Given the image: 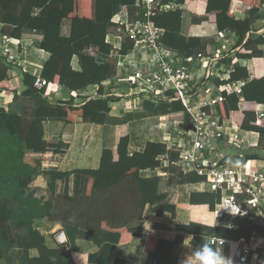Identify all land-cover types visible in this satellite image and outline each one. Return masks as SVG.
<instances>
[{"label":"trees","instance_id":"1","mask_svg":"<svg viewBox=\"0 0 264 264\" xmlns=\"http://www.w3.org/2000/svg\"><path fill=\"white\" fill-rule=\"evenodd\" d=\"M186 0H162L163 3L175 2L182 4ZM233 0H207L205 13H214L215 29L222 32L226 29L236 37L239 46L234 54L227 58L225 64L229 72L226 82L244 81L241 93L235 94L221 92L223 100L216 103V111L219 123L230 117L232 111L238 110L240 100L255 102L264 106V76L251 77V73L245 67L233 63V59H251L262 56L259 46L264 43L262 36L252 39L246 34L250 30L251 23L257 18V12L262 7L264 0H237L249 6V17L236 19L229 11ZM126 6L130 20H143V11L135 10L134 0H0V31L3 35L12 39H20L24 32L40 34L42 39L36 43L37 47L48 53L41 72L40 81L44 83L40 88L34 86L36 76L25 72L21 67L11 66L0 56V91L16 92V87H23L20 96L34 100L30 112L22 110L21 113L0 108V262L7 256V264H75L69 251H64L60 246L49 248L45 244V238L33 226V221L44 218L58 221L63 225V198L70 205L65 213L72 214L75 211L86 219L94 217L101 210V204L114 201L113 195L109 199V192L124 182H133L140 200L142 211L146 203L155 204L164 199V196L156 195L157 178L142 179L138 176L140 169H155L161 165L159 156L167 154L170 169L174 170L173 162L178 159V152L167 150L163 144L147 142L142 152L129 153L127 150L128 136L119 138L116 153L113 158L111 149H103L98 169H75L69 172L55 170H42L41 157H32L26 154V150L33 153H45L50 151L54 155L62 156L67 149V144L61 140H45L43 138L44 120H60L65 123L75 122L80 117L83 122L101 125L105 121L106 114L110 111V103L115 99L109 96L103 97L102 83L116 74V63L113 58L105 63L96 61V54L109 55L111 52L118 55H126L134 48V40L124 32V25H117L111 21L113 15ZM179 10L154 14L150 20L156 26L163 27V33L157 43L167 49L179 52L184 59L193 55L199 46V38L183 37L179 34L181 21ZM69 20L70 27L67 36L62 34L63 20ZM112 27L121 29L122 44L117 50L106 41V36ZM78 58L80 70H73L71 59ZM19 68L18 76L12 75V70ZM15 80V86L10 82ZM219 84L218 80L215 82ZM51 85L54 89L63 86L70 91H79L90 85H97L95 99H88L81 105H74L72 97L66 101L48 100L47 89ZM166 96H173L172 90H166ZM143 96V93H142ZM15 98V95H14ZM154 100H144L143 105L151 108ZM162 109L169 112H183V127L190 124V115L185 111L179 101L162 103ZM258 118L254 111H244L239 128L246 131H254L259 134V146L261 150L240 148L241 155L237 161L261 159L259 153L264 151V126L258 125ZM264 159V158H262ZM219 164H224L220 160ZM73 176V189L70 197L63 188L61 194H56V182L67 184L70 176ZM206 179L204 175H198L194 170L187 174L178 173L177 181L198 182ZM233 179V177H231ZM101 195L103 200H97ZM99 196V197H98ZM201 196V195H200ZM221 198L220 191L207 192L201 197L191 193V205L204 204L209 212H214L215 205ZM241 200L248 199L245 195H236ZM97 202V203H95ZM243 205V204H242ZM257 207L251 208L242 219H234L236 229L212 227L195 222L187 226H177L178 229L193 234L191 244L199 247L211 237L237 240L249 239L252 234L264 238V224H255L250 220L257 212ZM111 208L108 209V213ZM174 211L173 205L167 203L155 207V212ZM264 215V202L260 206ZM142 218L139 217L138 225L133 228L118 227L113 230L114 236L89 235V239L100 245V249L94 255L88 256V261L94 264H108V258L112 246L115 243L125 242L133 236L141 235ZM147 238V264H157L153 261L154 254L150 249ZM108 242V243H107ZM216 244H213L215 247ZM36 249L38 255L31 257L29 251ZM105 257L102 258V255ZM264 259V255L260 254ZM8 258V257H7ZM115 260L113 264H119ZM158 264H177L174 258L168 254Z\"/></svg>","mask_w":264,"mask_h":264},{"label":"crops","instance_id":"2","mask_svg":"<svg viewBox=\"0 0 264 264\" xmlns=\"http://www.w3.org/2000/svg\"><path fill=\"white\" fill-rule=\"evenodd\" d=\"M206 1L186 0L170 10L181 12L179 34L186 38L194 37L200 40V44L192 56L184 59L179 52L161 45L154 48L153 45H147L145 48L137 46L126 55H118L113 52L109 55L97 53L95 58L97 62L105 63L113 58L116 63L115 76L102 83L103 97L109 96L115 99L114 102L110 103V111L106 114L104 123L101 125L87 123L83 122L80 117H77L73 123L53 119L44 120L42 122L43 138L45 140H61L66 143L68 146L65 153L60 156L54 155L50 151L33 153L26 150V154L32 157L43 158L41 161L42 170L61 172H69L75 169H98L103 149H111L113 158L116 159L117 144L122 136H128L127 150L129 153L142 152L147 142H154L163 144L167 150L179 154L177 161L172 163L174 170L168 167L167 154H164L158 157L161 162L159 167L138 171V176L142 179L157 178L156 195L164 196V199L159 203H146L142 211L135 184L124 182L109 192V199L112 194L114 201L104 202L102 196L99 195L100 198L97 202L103 200L99 208L101 211L90 219L80 216L77 211L72 214L65 213L70 202L63 198V225L46 217L33 221L34 228L45 238V244L49 248L60 246L64 251H69L75 264H94L88 261V256L97 253L100 245L89 239L90 234L112 237L114 236L113 230L118 227L124 225L129 228L136 227L139 217L142 218L141 235L133 236L125 242L115 243L111 248L108 264L115 263V260H119V264H147L146 242L148 237L154 239L149 246L154 254V262L158 264L168 254L176 260L177 264H184L186 258H190L191 252L197 247L191 244L193 234L180 230L177 226H187L190 222L235 230L237 223L234 219H242L251 208L257 207V212L250 220L254 223L257 220L258 222L255 224L260 226L264 224V215L260 210V206L264 202V159H262L264 158V151H259L261 159L246 162L237 161V156L241 155L240 148L261 150L259 134L254 131L242 130L239 125L243 119L244 111L256 112L257 109L264 110V106L255 102L240 100L238 110L232 111L230 117L221 123H219L216 105L201 108L207 116L208 124L213 122L209 129L221 135L215 142L211 143V146L200 148L194 152L192 155L195 161L194 166H199L202 170L211 165L232 170V174L229 176V178L233 177L232 182L230 185H223V191L219 190L220 199H225L228 195L233 194L235 203L243 211L239 215L228 213L223 209L220 200L215 205L214 212H209L204 204L191 205L189 203L191 193L201 197L207 192L214 191L211 189L207 178L198 182L180 183L177 181L178 173L187 174L193 170L190 166L188 168L183 165L185 164L183 158L193 151V137L188 132L191 117L189 127L185 128L182 123L183 112L173 113L169 112V109L159 107L162 103L172 101L170 100L171 96L165 95L168 89L164 84L155 82L150 91L140 92L136 84L129 81L132 80L131 77L135 71H141L145 74L156 72L161 60L160 51L163 49L169 52V56L165 57L166 60L171 58L183 60L189 73L196 77L193 79H197L198 85L192 89L195 109L199 108L200 102L214 98L219 94L221 87L228 83H222V81H227L229 78L224 60L231 57L239 46L236 44L235 35L228 29L217 33L214 13H205ZM173 3L177 5L175 2ZM229 11L236 19H244L250 16L248 13L249 6L237 0L231 1ZM256 16L257 18L251 23L245 39L248 37L256 39L259 36L264 38V3ZM111 21L120 25L136 20H130L127 7L121 6ZM69 27V20H63L62 34L64 36L68 35ZM157 27L164 30L163 27ZM120 32L119 27H112L106 36V41L112 45L114 50L121 47L122 36ZM41 39L42 36L34 32H24L20 39H14L16 43L20 42L18 45L21 47L19 46L17 51L20 52L23 70L35 76L40 74L42 66L48 58V53L36 45ZM259 48L262 51L261 57L233 59V63L248 69L253 78L264 76V43ZM71 67L73 70H80L76 56L71 59ZM19 70V68L13 69L12 75L18 76ZM216 80L221 83L216 84ZM10 85L15 86V80H12ZM15 87V94L12 91H0V108L17 113H21L22 110L30 112L34 100L20 96L24 88ZM96 89L97 85H90L75 92L63 86L52 89L49 85L47 98L54 102L66 101L72 97L74 105H81L90 98H97ZM149 99L155 102L150 109L143 105L144 100ZM257 124L264 126V118H258ZM228 134L231 137L237 135V139L235 141L230 139ZM220 160H223L224 164L220 165ZM61 186L63 187V195L66 193L70 197L73 189V176L69 177L67 189L64 187V182H56V194L61 193V191L59 192ZM246 189L251 190V193H247ZM236 195H245L248 196V199H236ZM163 203L173 205L174 211L165 210L161 214H157L155 207ZM109 208L111 210L108 213ZM257 236L261 237L260 235ZM220 239L230 240L226 237ZM214 248L221 250L222 256L225 257L224 264H264V259L260 256L264 249H258L257 256L252 257L251 254H248L247 260L241 263L236 261L237 246L234 243L228 242L221 246L216 245ZM29 254L31 257H36L38 251L31 249ZM7 257L0 264H7L9 256ZM104 257L105 254L102 255V258Z\"/></svg>","mask_w":264,"mask_h":264},{"label":"built area","instance_id":"3","mask_svg":"<svg viewBox=\"0 0 264 264\" xmlns=\"http://www.w3.org/2000/svg\"><path fill=\"white\" fill-rule=\"evenodd\" d=\"M173 2L163 3L162 0H134V7L137 10L143 11V20H136L134 22H124V32L131 39L134 40V47L145 48L147 45H153V48L159 45L157 43L158 39L163 33V29L154 25L150 18L158 12H166L174 9L176 6ZM126 7V6H125ZM20 42H15L14 39L3 35L0 31V56L5 58V61L11 66L22 67V59L20 58L19 52L17 51ZM21 47V46H20ZM16 50V51H15ZM161 60L156 72L145 74L141 71H135L129 80L131 83H135L139 88L140 92L150 91L153 83L158 82L164 84L168 90H172L175 95L172 96L170 100H176L181 103L185 111L191 117L190 130L188 131L193 137V151L188 153L186 157L183 158L185 166H190L199 175H204L208 179L211 189L224 190L223 185H227L232 182L229 176L232 174V170L222 166L211 165L205 170L199 168V166H194L195 161L192 158L194 152L200 148H205L211 146L212 142H215L221 135L218 132L209 129V126L213 125V122L206 121L207 116L204 111L201 110L203 106H215L217 102L223 100L221 92H226L227 94L241 93V87L244 82H228L221 87L219 94L214 98H208L206 101L200 102L198 109H195L193 92L192 89L198 85L197 79L189 73L188 67L184 64L183 60L173 59L166 60L165 57L169 56V52L161 49ZM24 71V70H23ZM26 72V71H25ZM35 76V75H34ZM44 82L40 81V76H36V81L34 86L40 88ZM256 117L264 118V110L257 109ZM230 139L236 140L237 135L228 134ZM189 168V167H188ZM247 193H251V190L246 189ZM223 209L231 214L239 215L243 211L241 207L235 203L233 194L228 195L225 199H220ZM258 221L255 220V223ZM234 243L237 246L235 251L236 261L244 263L247 260L248 254L257 256L258 249H264V238L252 234L249 239H237V240H225L220 238L211 237L209 243L216 245H224L226 243Z\"/></svg>","mask_w":264,"mask_h":264},{"label":"clouds","instance_id":"4","mask_svg":"<svg viewBox=\"0 0 264 264\" xmlns=\"http://www.w3.org/2000/svg\"><path fill=\"white\" fill-rule=\"evenodd\" d=\"M224 260L221 250H217L211 243L205 241L191 252L190 258L187 257L184 264H224Z\"/></svg>","mask_w":264,"mask_h":264},{"label":"rangeland","instance_id":"5","mask_svg":"<svg viewBox=\"0 0 264 264\" xmlns=\"http://www.w3.org/2000/svg\"><path fill=\"white\" fill-rule=\"evenodd\" d=\"M115 30V29H114ZM62 33H63V24H62ZM20 53V52H19ZM161 102H163V101H161ZM62 186H61V190H59V192L61 191L62 192ZM59 194H61V193H59ZM261 254H263L264 255V252L263 253H261Z\"/></svg>","mask_w":264,"mask_h":264}]
</instances>
